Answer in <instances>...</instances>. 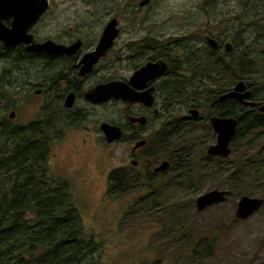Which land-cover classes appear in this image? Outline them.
Here are the masks:
<instances>
[{
    "label": "rangeland",
    "instance_id": "rangeland-1",
    "mask_svg": "<svg viewBox=\"0 0 264 264\" xmlns=\"http://www.w3.org/2000/svg\"><path fill=\"white\" fill-rule=\"evenodd\" d=\"M250 4L261 5L259 15L264 16V0H251ZM134 13L150 21L135 24L133 35L168 37L188 33L200 39L211 33L238 41L235 56L246 50L250 42L246 35L255 34L252 28L247 31L248 24H244L254 17L251 13L247 17L249 11L241 0H152ZM46 22L47 16L41 22L44 31ZM126 45L118 41L116 51L126 53ZM30 67L28 72L32 69L33 76L18 74L12 87L5 89L7 100L0 99V118H8L10 110H14V118L9 119L26 124L45 114L41 107L45 92L35 94V87L30 86V80L36 79V66ZM127 73L125 67L120 71L124 76ZM259 84L263 86H258L257 96L264 97V81ZM138 109L132 107L134 111ZM124 110L122 103L90 105L80 99L73 112L59 111L52 128L46 158L49 176L67 184L83 235L91 237L96 245L84 264H264V204L249 217L237 219L235 209L242 193L232 186L228 173L223 178L210 175L209 182L202 186L200 177L194 187L178 189L174 184L182 177V164L175 158L180 147L194 167L196 162L206 160V147L215 139L198 133L178 141L147 138L133 155L130 150L135 137H126L130 132ZM78 113L81 122L71 124L69 118ZM102 121L122 125L126 129L124 138L106 143L98 127ZM158 124V120L147 124L141 129L142 136L146 138ZM250 138L252 135H246L232 143L231 160L241 164L244 158L264 155V136H257L251 147L245 144ZM133 158L137 160L135 166L130 163ZM170 158V170L153 177L152 167ZM115 171V179L111 180L110 174ZM213 188L226 190L227 200L198 211L196 197ZM249 196L264 198V191Z\"/></svg>",
    "mask_w": 264,
    "mask_h": 264
},
{
    "label": "flooded vegetation",
    "instance_id": "flooded-vegetation-1",
    "mask_svg": "<svg viewBox=\"0 0 264 264\" xmlns=\"http://www.w3.org/2000/svg\"><path fill=\"white\" fill-rule=\"evenodd\" d=\"M151 1L47 0L45 11L35 22H32L34 14L32 8L36 5V0H0V99L7 100L5 89L12 87L14 80H18V74L30 75L33 71L31 69L28 72V68L36 66L34 70L36 79L33 82L30 80L29 84L35 87V94L45 92L41 107L46 108L44 115L26 124L13 123L10 119L14 118L15 111L10 110L8 118H0V132L5 135L6 129L12 128L19 135L23 126L44 118H52L50 127L46 130L47 138L50 139L54 108L58 109V113L63 109L73 112L75 103L80 99L90 105L122 103L125 105L127 131L130 132L126 137L129 140L135 137L130 150L134 155L139 147L146 144L147 138L158 137L160 141H163L168 136H174L177 133L195 134V132L189 133V130L196 131L203 138L212 136L215 139L213 143H215L217 132L211 123L212 117L235 118V136L239 128V117L245 107L256 108L258 113L264 114V110H260L264 97L257 95L255 97L252 88L247 84V88L251 90L250 98L219 99L220 95L233 89L237 81L230 87L228 76H225L222 78L224 82L222 86H225V90L214 95L212 89L219 88V81L213 82L212 75L199 73L200 70L196 66L209 52L213 51L220 55L231 53L235 46L233 40L227 41L211 33L203 34L200 39L188 33L168 37H160L156 34L133 35L135 24L150 21L145 20L146 18H138L134 13L135 10L141 11L142 8L150 5ZM135 2L137 7L134 6ZM46 16V30L44 31L41 22ZM109 33H115L113 38H110L111 45L97 57L91 68L85 71L84 58L96 50L101 40L109 41L107 36L110 35ZM207 36L217 41L216 48L209 45L206 40ZM118 41L127 43L126 53L116 51ZM43 42L51 43L49 51H37L32 48L34 44ZM227 42L233 43H231L233 48L229 53L224 51V45ZM8 59H16V62L12 66L8 65L6 63ZM160 61L166 65L164 71L149 76L137 74L138 70L147 63ZM124 67L128 69L125 76L120 74ZM105 72L108 75L103 77L102 74ZM109 81L125 82L133 91L141 93L142 100L125 101L122 98H110L97 103L85 98L84 93L87 90L99 83ZM19 84L22 85L20 82ZM150 98L151 102H149ZM66 99L70 101V105ZM2 100L0 102H3ZM246 101H253L255 104L247 105ZM137 106L139 107L137 111L132 110V107ZM1 108L5 111L6 105L3 104ZM191 110L197 113L193 114ZM141 117L143 122L138 119ZM81 120L79 113L69 118L73 125L80 123ZM157 120L159 121L158 126L144 138L141 129ZM111 124L119 126L122 130L121 138L118 140L124 138L126 129L122 125ZM40 127H43L42 123ZM258 133L257 130V135ZM139 141H144V144L135 147L134 145ZM213 143L208 144L207 147ZM207 155L205 159L209 161L215 157L227 158L208 153ZM163 160H167L169 166L156 171L155 167ZM130 163L135 166L137 160L133 158ZM177 163H180L179 159ZM170 168L171 158L162 159L152 167L150 172L153 177H157L165 174ZM84 262L85 259L80 264Z\"/></svg>",
    "mask_w": 264,
    "mask_h": 264
},
{
    "label": "trees",
    "instance_id": "trees-1",
    "mask_svg": "<svg viewBox=\"0 0 264 264\" xmlns=\"http://www.w3.org/2000/svg\"><path fill=\"white\" fill-rule=\"evenodd\" d=\"M241 1L249 11L247 17L254 10L251 13L254 19L244 23L248 24L247 31L255 30V34L246 35L250 38L246 50L235 56L239 42L233 40L236 44L231 53L220 55L212 51L196 64L199 73L212 75L213 82L219 81V88L212 89L214 95L225 90L222 86L225 76H228L230 87L243 80L252 88L255 97L258 86L262 85L259 82L264 81V16L259 15L261 5H251V0ZM241 22L244 21L241 19ZM15 62L16 59L6 61L11 66ZM43 110L46 113L45 107ZM56 115L58 109L54 108L53 125L59 117ZM51 120L44 118L31 122L20 129L19 135L12 128H7L5 135L0 132V264H80L96 248L92 238L86 239L83 235L80 216L71 203L67 184L49 176L46 158L51 139L47 138L46 130ZM41 123L43 127H40ZM185 134L177 133L167 139L178 141L190 136ZM246 135L253 137L245 140L250 147L257 141V136H264V114L258 113L256 108L245 107L241 112L233 142ZM184 151L180 147L175 155L182 164V177L174 183L178 189L194 187L199 177L204 181L200 184L202 186L209 182L210 175L223 178L228 173L230 183L242 194L264 191V155L258 159L257 156L244 158L238 164L230 159V154L227 158L215 157L210 161L196 162L198 164L192 167ZM217 159L221 160L219 164L209 163ZM115 174L116 171L110 174L111 180L115 179Z\"/></svg>",
    "mask_w": 264,
    "mask_h": 264
},
{
    "label": "water",
    "instance_id": "water-1",
    "mask_svg": "<svg viewBox=\"0 0 264 264\" xmlns=\"http://www.w3.org/2000/svg\"><path fill=\"white\" fill-rule=\"evenodd\" d=\"M47 7V0H36V5L32 8L34 14L32 17V22H35L39 16L45 11ZM107 35L109 37L108 40H101L98 44L95 51L89 54L88 57L84 58L85 71L91 68V65L97 59V57L103 54L111 45V40L115 33H109ZM207 42L213 48H216L218 43L214 38L209 36L206 37ZM49 47H51L50 42L36 43L33 45V49L37 51H49ZM233 46L230 42L225 43L224 51L226 53L231 52ZM55 50V49H54ZM65 50V49H64ZM165 63L162 61L157 63H147L141 69H139L137 74L149 76L154 75L158 72H162L165 70ZM149 72V73H148ZM141 93H136L133 89L129 88L128 85L123 81H109L106 83H99L94 87L90 88L84 93L86 99L92 102H104L110 98H122L125 101H134V100H142ZM251 90L247 88L246 83L243 80H239L234 85L233 89L230 91L223 93L219 96V99L226 98H236L239 100H243L244 98H250ZM69 99V98H68ZM66 99L68 105H70V101ZM152 99H149L151 102ZM247 105H254L253 101H246ZM260 110H264V103L260 107ZM191 113L196 114L195 110H191ZM12 115V113H11ZM141 122H143V118H138ZM211 123L217 132L216 142L209 145L207 147V153L209 155H219L221 157H228L231 152V142L233 140V136L236 131V119L235 118H218L212 117ZM99 128L103 133L104 139L107 143H112L115 140L121 138L122 130L119 126L111 124L109 122L102 121L99 124ZM144 144V141L137 142L134 146L138 147ZM132 163H136L132 161ZM169 166L167 160H163L158 166L155 167L156 171L163 170ZM227 191L222 189L213 188L208 191H205L199 194L195 199V206L198 211L204 210L207 207L212 205H216L227 200ZM264 199L262 197L249 196L246 194H242L237 201L236 209H235V217L237 219H245L252 215L255 211H257L263 204Z\"/></svg>",
    "mask_w": 264,
    "mask_h": 264
}]
</instances>
